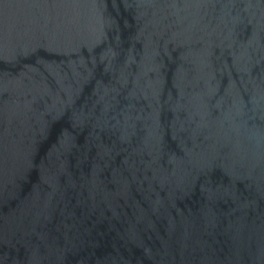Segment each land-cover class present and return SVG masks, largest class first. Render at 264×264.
I'll list each match as a JSON object with an SVG mask.
<instances>
[{
  "label": "water",
  "instance_id": "obj_1",
  "mask_svg": "<svg viewBox=\"0 0 264 264\" xmlns=\"http://www.w3.org/2000/svg\"><path fill=\"white\" fill-rule=\"evenodd\" d=\"M0 264H264V0H0Z\"/></svg>",
  "mask_w": 264,
  "mask_h": 264
}]
</instances>
